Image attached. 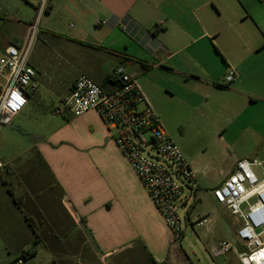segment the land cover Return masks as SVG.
Masks as SVG:
<instances>
[{"label":"crops","instance_id":"0c3cea01","mask_svg":"<svg viewBox=\"0 0 264 264\" xmlns=\"http://www.w3.org/2000/svg\"><path fill=\"white\" fill-rule=\"evenodd\" d=\"M35 13V0H0V48L22 45ZM44 14L40 30L50 34L57 55L73 73L55 94V106L82 73L107 89L115 88L113 71L124 64L170 135L169 107L160 97L174 98L184 82L207 90L204 106L211 91L230 94L234 99L224 106L235 113L233 122L239 121L243 143H264V129L257 128L258 116L264 114V0H51ZM209 65L225 66L220 68L223 79L234 69L235 78L221 83ZM37 71V87L29 90L28 103L16 116L32 110V95L44 100L38 90L46 82L39 67ZM174 74H181V81ZM61 116L60 126L42 134L29 149L31 176L41 184L34 195L41 190L45 204L39 207L36 202L42 200L34 199L30 211L36 215L26 214V220H34L37 229L29 223V243L5 264L33 262L39 245L50 255L43 264H165L180 237L165 222L107 123L93 109ZM182 151L195 177L184 205L193 192H203V183L204 193L222 205L213 188L232 174L239 159L257 155L242 154L207 177L189 151ZM44 168L50 181L43 183ZM186 210L187 219L194 220L191 207ZM23 249L31 256L22 257Z\"/></svg>","mask_w":264,"mask_h":264},{"label":"rangeland","instance_id":"374dc122","mask_svg":"<svg viewBox=\"0 0 264 264\" xmlns=\"http://www.w3.org/2000/svg\"><path fill=\"white\" fill-rule=\"evenodd\" d=\"M44 15L38 19V14L35 13L34 23H38L39 26L45 24ZM68 22L72 23L73 20L69 19ZM53 45L55 43H52L50 34L40 30L32 41L29 56L30 63L36 70L38 67L41 69L46 82V85L38 90L44 100L32 95L28 104L32 110L28 113L25 109L19 116H15L12 123L5 125L0 133V160L4 162L0 171V264H5L9 259H17L22 246L29 243L30 222L26 220V214L36 215L35 211L30 210L32 206L35 207L34 194L41 187L34 176H31L29 149L37 142L38 137L49 134L61 124L57 117L62 116L54 112L59 103L55 106V94L73 73L67 63L57 55ZM209 66H211L209 70L216 73V77L222 83L225 80L220 71L223 65ZM173 77L181 81L182 76L174 74ZM178 92L179 94L172 99L160 97V100H166L165 104L169 107L171 135L181 149L186 148L195 162L206 170L207 177L215 175L219 166L245 153L247 156L257 154L253 156L264 160V143H243L244 132L239 128V121L233 122L235 113L231 108L224 106L233 101L234 98H231L230 94H225L221 90L211 91L208 106H204L201 105L207 96L204 87L194 89L182 82L178 86ZM187 100L194 104L190 106ZM194 105L197 107L194 108ZM257 109L254 111L259 115L260 110ZM246 119L248 117H245L244 121ZM258 119L260 122L257 128L262 130L264 114L259 115ZM176 133L182 135L184 143L180 142L181 139ZM8 165L14 169V173L7 171ZM253 169L262 178L261 168ZM40 179L43 183L50 181L45 168L40 172ZM211 182L213 180L209 184H212ZM202 185L203 192H193L189 196L188 207H191L193 226L191 224L187 226L186 208L179 207V214L183 220V235L172 246L169 260L165 264H241L235 251L221 257H213L210 252L215 243L224 239L232 241L235 245L239 244L237 230L243 222L228 208L215 204L211 197L204 193L206 187L204 183ZM9 188L13 190L14 195ZM43 196L40 195L39 199L42 200L40 204H45V200L41 198ZM203 215H208L211 222L203 226L195 224L197 217ZM37 219L39 221V214ZM39 229L42 232V229ZM38 248L37 257L29 264H43L49 260V251L43 245H39ZM239 250L242 249L239 247Z\"/></svg>","mask_w":264,"mask_h":264},{"label":"built area","instance_id":"2783aa9c","mask_svg":"<svg viewBox=\"0 0 264 264\" xmlns=\"http://www.w3.org/2000/svg\"><path fill=\"white\" fill-rule=\"evenodd\" d=\"M35 1L40 19L51 0ZM39 31L40 26L35 22L22 45L8 44L0 48V133L26 107L29 89L37 87V70L29 56L32 41ZM235 74L232 69L225 83L231 82ZM113 75L117 84L107 89L88 74H80L72 91L61 97L54 112L64 115L71 111L79 116L93 109L101 115L165 222L179 238L183 235L179 207L189 205H184L183 201L195 183L194 171L164 128L159 114L145 103L146 97L130 69L121 64ZM2 166L0 160V169ZM254 167L261 168L262 178ZM212 193L217 202L243 222L237 230L239 244L227 239L219 241L210 249L212 256L221 257L235 251L241 264H264V160L255 156L239 159L232 174L214 187ZM187 217V226H193ZM210 222L211 218L203 215L197 217L195 224L203 226Z\"/></svg>","mask_w":264,"mask_h":264},{"label":"trees","instance_id":"16d2710c","mask_svg":"<svg viewBox=\"0 0 264 264\" xmlns=\"http://www.w3.org/2000/svg\"><path fill=\"white\" fill-rule=\"evenodd\" d=\"M92 46V45H91ZM143 63V65L145 66V67H149L150 65L149 64H147V63H144V62H142ZM7 171L8 172H10V173H14V169L11 167V166H7ZM9 190L12 192V194L14 195V193H13V190L11 189V188H9ZM42 193H41V190H39V191H37V193H36V197H37V199H39L40 198V195H41ZM36 204H37V206H41V204H40V201H37L36 202ZM39 216H40V214H39ZM29 218V217H28ZM30 220V224H32L33 226H34V228H36L37 229V224L35 223V221L34 220H32V219H29ZM40 221V220H39ZM34 222V223H33ZM41 232V231H40ZM34 253V252H33ZM31 254L32 253H30L29 251H26V249H23L22 250V253H21V256L22 257H25V258H28L29 256H31Z\"/></svg>","mask_w":264,"mask_h":264}]
</instances>
